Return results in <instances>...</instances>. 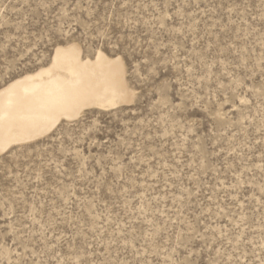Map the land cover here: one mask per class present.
<instances>
[{
    "label": "rangeland",
    "instance_id": "1",
    "mask_svg": "<svg viewBox=\"0 0 264 264\" xmlns=\"http://www.w3.org/2000/svg\"><path fill=\"white\" fill-rule=\"evenodd\" d=\"M69 44L134 96L0 154V264H264V0H0V88Z\"/></svg>",
    "mask_w": 264,
    "mask_h": 264
},
{
    "label": "bare ground",
    "instance_id": "2",
    "mask_svg": "<svg viewBox=\"0 0 264 264\" xmlns=\"http://www.w3.org/2000/svg\"><path fill=\"white\" fill-rule=\"evenodd\" d=\"M118 56L91 58L76 44L55 48L50 62L0 88V154L50 133L87 110H109L133 98Z\"/></svg>",
    "mask_w": 264,
    "mask_h": 264
},
{
    "label": "snow or ice",
    "instance_id": "3",
    "mask_svg": "<svg viewBox=\"0 0 264 264\" xmlns=\"http://www.w3.org/2000/svg\"><path fill=\"white\" fill-rule=\"evenodd\" d=\"M240 103H241V104H244V103H247V101H245V100H241Z\"/></svg>",
    "mask_w": 264,
    "mask_h": 264
}]
</instances>
